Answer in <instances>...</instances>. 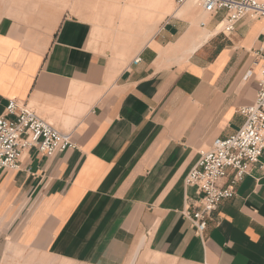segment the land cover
I'll use <instances>...</instances> for the list:
<instances>
[{"label":"crops","instance_id":"0c3cea01","mask_svg":"<svg viewBox=\"0 0 264 264\" xmlns=\"http://www.w3.org/2000/svg\"><path fill=\"white\" fill-rule=\"evenodd\" d=\"M198 1L122 58L61 1L0 0V116L19 101L75 144L53 158L25 151L17 170L0 171V264H129L136 250L264 264V168L221 203L204 241L183 216L195 198L188 173L244 125L264 58V19L225 35L223 13L193 21Z\"/></svg>","mask_w":264,"mask_h":264},{"label":"built area","instance_id":"2783aa9c","mask_svg":"<svg viewBox=\"0 0 264 264\" xmlns=\"http://www.w3.org/2000/svg\"><path fill=\"white\" fill-rule=\"evenodd\" d=\"M187 0H176L183 6ZM200 7L209 18L224 17L220 32L232 34L244 18L264 19V0H200ZM202 22L201 26H206ZM257 57L259 53H256ZM140 58L134 62L139 63ZM253 75L250 73L249 77ZM258 93L253 105L241 109L244 125L227 138H218L212 147L200 152L197 165L185 179L187 187L195 189V198L189 197L183 216L196 235L204 241L209 223L213 221L221 203L232 199L236 186L255 167L264 168V58L261 57L256 77ZM75 148L72 135L60 131L45 121L28 105L10 100L0 116V171L19 168L21 155L36 149L48 158L56 157L67 149ZM232 173L228 184L222 182Z\"/></svg>","mask_w":264,"mask_h":264},{"label":"rangeland","instance_id":"374dc122","mask_svg":"<svg viewBox=\"0 0 264 264\" xmlns=\"http://www.w3.org/2000/svg\"><path fill=\"white\" fill-rule=\"evenodd\" d=\"M52 1H61L62 10H68L71 15L90 23L93 26L94 34L105 39L103 47L106 50L114 49V52L122 58L129 57L140 49V47L134 46L135 39L140 35L150 36L152 26L156 24L159 26L167 17L183 10L185 6V4L181 7L177 6L176 0ZM191 16L193 21H203L202 18H209L200 7V0L191 10ZM129 264L176 263L159 255H151L146 250L141 252L136 250Z\"/></svg>","mask_w":264,"mask_h":264},{"label":"bare ground","instance_id":"6f19581e","mask_svg":"<svg viewBox=\"0 0 264 264\" xmlns=\"http://www.w3.org/2000/svg\"><path fill=\"white\" fill-rule=\"evenodd\" d=\"M207 37V35L206 34H202V36H200V42L199 43H201V41H203L205 38Z\"/></svg>","mask_w":264,"mask_h":264}]
</instances>
